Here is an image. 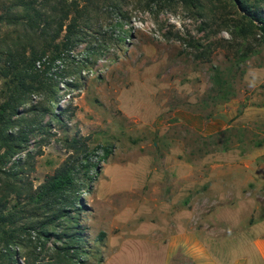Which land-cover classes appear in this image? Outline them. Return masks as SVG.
Masks as SVG:
<instances>
[{
	"label": "rangeland",
	"instance_id": "374dc122",
	"mask_svg": "<svg viewBox=\"0 0 264 264\" xmlns=\"http://www.w3.org/2000/svg\"><path fill=\"white\" fill-rule=\"evenodd\" d=\"M16 1L0 0V13ZM25 1L49 14L58 7V16L63 6L70 17L80 10L82 17L72 48L47 74L58 83L56 103L33 94L19 109L18 118L31 119L32 108L51 105L59 119L42 118L44 135L31 137L13 161L35 190L70 157L88 154L98 165L80 170V178L92 181L71 209L73 218L50 230L45 260L35 262L49 261L62 235L78 251L72 264H197L175 251L176 230L185 224L213 234L217 224L208 222L217 202L238 196L242 177L230 165L264 164L257 156L264 147L261 32L235 0ZM259 8L264 12V2ZM26 27L0 23V65ZM46 70L39 62L34 74L45 81ZM14 75H0V105L13 93ZM104 147L111 151L107 160ZM247 190L258 195L249 222L264 224V187ZM8 193L0 177V197L9 195L11 208L17 198ZM239 215L218 240L226 255L239 250L231 238L246 227L247 211ZM30 238L15 246L19 264L41 253L37 234Z\"/></svg>",
	"mask_w": 264,
	"mask_h": 264
},
{
	"label": "trees",
	"instance_id": "16d2710c",
	"mask_svg": "<svg viewBox=\"0 0 264 264\" xmlns=\"http://www.w3.org/2000/svg\"><path fill=\"white\" fill-rule=\"evenodd\" d=\"M193 1L183 0L185 4ZM235 1L244 12V17L253 27L259 29L264 38V12L259 8V4L264 0ZM15 8H22V11L18 12ZM63 8L64 6L61 9V16H58L57 13L60 11L58 7H53L52 13L49 14L35 6L34 2L18 0L0 13V23L27 26L25 36L14 41L13 46L5 53L3 64L0 65L2 79L7 80L15 74L12 79L15 84L13 93L0 105V177L8 194L13 193L17 198H14L17 204L10 208L9 195L0 197V264H19L15 246L20 247L24 245L25 240H31L33 232L37 234L40 242L35 246V250L40 249L41 253L25 257V264H37L36 259L43 262L47 257L44 256L47 252L46 242H49L51 235L54 234L50 230L73 218L71 209L80 201L79 195L84 190L83 187L92 181L87 175L80 178V170L85 169L86 172H90L93 167L98 170V165L89 161L88 154L82 159L73 156L35 190L32 183L24 182L19 172L22 167L17 166L16 160L13 161L18 154L28 149L31 137L44 135V128L47 125H44L42 118L51 114L59 119L51 105L41 109L32 108L31 112L35 114L31 119L18 118V116L20 107L25 105L29 96L33 94L44 96L48 102L56 103L58 83L54 82V77L51 75L48 78L47 74L63 60L64 51L72 48L71 44L76 40L80 17H82L80 10H76L75 17H70L69 8ZM62 37L64 41L59 44L58 41ZM39 42L43 48L38 47ZM28 49L30 53L27 56ZM39 62L47 68L45 81H40L34 74ZM47 64L49 65L46 67ZM36 114H39L40 118ZM77 146L78 144L75 145ZM104 153V160H107L111 151L108 147H104ZM30 156L28 153L27 158ZM12 161L13 165L8 168ZM22 198L23 207L19 205ZM67 234L64 233L65 237H68ZM58 238L63 246L53 249L54 255L52 254L51 259L44 264H72L75 260L78 251H71L70 244L62 235ZM75 241L79 242L80 238H70V242L75 243ZM41 262L39 264H42Z\"/></svg>",
	"mask_w": 264,
	"mask_h": 264
},
{
	"label": "crops",
	"instance_id": "0c3cea01",
	"mask_svg": "<svg viewBox=\"0 0 264 264\" xmlns=\"http://www.w3.org/2000/svg\"><path fill=\"white\" fill-rule=\"evenodd\" d=\"M260 78L264 80V73L260 74ZM257 154V156H264V147L261 146ZM230 166L236 168L240 177H242L240 184L239 179L236 180L239 184L238 196L230 201H223V197L220 196L222 199L217 202V207L213 210L210 221L205 217L209 221V225L217 224L212 228L214 230L213 234L209 232V227L200 230L197 228L187 230V226L184 224V226L177 229L178 236L175 242L178 245L175 244V251H181L197 264H264V224L261 223V218H257L256 222L252 224L249 222L251 216L258 209V195L252 190H247L255 183L258 185V189L264 187V164L257 165L253 160L244 165L235 164ZM225 167L226 165L220 169H225ZM222 171L224 172V170ZM224 176L225 173L220 176V181L217 179V189L220 187L218 181L220 184L223 183L222 177ZM223 191L219 189L218 194H222ZM242 211H247V225L242 231L233 232L231 238L235 241L239 250L232 253V255H226L224 251H218V240L224 237L222 236L224 232H228L226 230L227 226L236 227L232 220L235 217H240L239 213ZM208 223L200 219L202 227Z\"/></svg>",
	"mask_w": 264,
	"mask_h": 264
}]
</instances>
